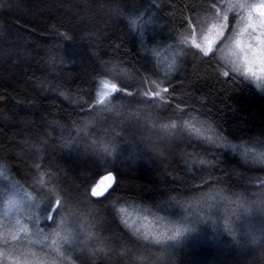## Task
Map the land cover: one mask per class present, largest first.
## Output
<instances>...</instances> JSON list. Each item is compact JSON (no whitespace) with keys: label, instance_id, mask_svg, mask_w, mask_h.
<instances>
[{"label":"trees","instance_id":"1","mask_svg":"<svg viewBox=\"0 0 264 264\" xmlns=\"http://www.w3.org/2000/svg\"><path fill=\"white\" fill-rule=\"evenodd\" d=\"M213 5L0 0V163L46 198L49 226L64 213L83 224L87 242L73 252L75 264H264V165L234 150L264 141V90L220 59V42L196 47L190 21ZM170 44L182 55L167 74L157 54ZM104 82L125 91L100 104ZM193 115L231 146L179 126ZM109 171L112 189L93 197ZM260 196L262 208L244 210ZM130 202L166 219L197 208L198 232L146 239L119 215Z\"/></svg>","mask_w":264,"mask_h":264},{"label":"rangeland","instance_id":"2","mask_svg":"<svg viewBox=\"0 0 264 264\" xmlns=\"http://www.w3.org/2000/svg\"><path fill=\"white\" fill-rule=\"evenodd\" d=\"M260 2L261 0H217L216 9L214 5L209 6L203 14L192 18L190 22L198 33V38L196 34L194 40L200 48L209 51L215 43L220 42V59L232 71L234 66L239 67V72H233L264 90V45L256 40V37L261 36V30H245L249 10ZM252 15L253 20L258 22L259 15L256 12ZM221 24L224 28L222 35H218ZM147 25L153 28L154 22L150 20ZM163 32L167 30L163 29ZM238 40L241 42L239 45ZM181 55L182 46L170 44L159 49L157 57L165 73L171 74L176 70ZM186 122L191 125V129L186 126ZM179 126L187 128L190 133L208 143L231 146L211 124L200 120L199 116L193 115L181 120ZM234 149L248 163L264 165V141L235 146ZM261 198L263 196L242 202L244 210L253 211L258 205V209L262 208ZM216 201L214 204H223L220 200ZM214 204L211 205L212 208ZM46 207V198L43 199L15 183L0 163V264H75L72 259L73 252L87 242L80 237L83 224L74 222L69 213H64L57 223L48 226L44 221L52 218V209L45 211ZM187 210L188 214H184L187 219H166L149 212L139 203L130 202L119 208V215L124 224L140 236L149 240H169L176 233H179L177 237L188 238L190 234L198 232L196 226L201 219V213L196 212L197 208L191 212L189 208ZM183 228L189 230L184 233Z\"/></svg>","mask_w":264,"mask_h":264},{"label":"snow or ice","instance_id":"3","mask_svg":"<svg viewBox=\"0 0 264 264\" xmlns=\"http://www.w3.org/2000/svg\"><path fill=\"white\" fill-rule=\"evenodd\" d=\"M253 12H256L259 15V17H260L258 22H255L253 20V15H252ZM131 22H132L133 25L136 24L135 20H132ZM223 28H224L223 24L219 25V31L217 33L218 35H222ZM248 28H253V29L259 28L261 30V36L260 37H256V40H257L258 43L264 45V39H262V37H264V0H261V2L258 5H253L251 7V9L249 10V12H248V23L245 25V30H247ZM240 43L241 42L238 40L237 44L239 45ZM196 47L199 48V45H197ZM249 48H251V44L249 45ZM205 55H207V52H205ZM233 71L239 72L240 68L234 66ZM224 75L228 76L229 73L225 72ZM103 88L105 90L101 91L100 94H99L100 95V99H99V103L100 104H104L105 103V101H106L107 97L109 96L110 92H116L118 90L119 91H125L124 89H118L117 84H115V83L109 84L108 82H104L103 83ZM164 91H167V89H164ZM145 95H147V93ZM151 95L152 96H159L160 93L159 92H153ZM186 126L191 129V125H187V122H186ZM165 127L175 128L176 125L175 124H172L170 126L165 125ZM195 131L197 133H199L198 129H195ZM104 180L110 181V183L105 185V189H104L103 192L98 190V186L93 187L91 189V195L93 197H100L102 195H105L108 191H110L112 189V187H113V185L115 183V178H114L113 174L108 172V174L104 177ZM92 190H94V191H92ZM50 209H51V205H49V210ZM171 239H175V237H171Z\"/></svg>","mask_w":264,"mask_h":264},{"label":"water","instance_id":"4","mask_svg":"<svg viewBox=\"0 0 264 264\" xmlns=\"http://www.w3.org/2000/svg\"><path fill=\"white\" fill-rule=\"evenodd\" d=\"M111 173V172H110ZM113 174V173H112ZM107 175V174H106ZM106 175H104V176H102L98 181H97V183L95 184V186L94 187H96V186H98V190L99 191H101V192H103L104 191V189H105V185H107L108 183H110V181H106V180H104V177L106 176ZM113 176H114V174H113ZM114 178H115V176H114ZM94 191V190H93ZM109 192V191H108ZM107 192V193H108ZM106 193V194H107ZM105 194V195H106ZM104 195H102V196H100V197H103ZM100 197H96V198H100Z\"/></svg>","mask_w":264,"mask_h":264},{"label":"bare ground","instance_id":"5","mask_svg":"<svg viewBox=\"0 0 264 264\" xmlns=\"http://www.w3.org/2000/svg\"><path fill=\"white\" fill-rule=\"evenodd\" d=\"M222 139L225 140V142H227L225 138L222 137ZM254 142H256V141H254ZM227 143H228V142H227ZM252 143H253V142L249 143V145H252ZM212 144H213V143H212ZM228 144H229V143H228ZM240 145H247V144H240ZM240 145H236V146H240ZM234 150H235V149H234ZM109 172L113 173L112 171H109ZM106 174H108V172H106L104 175H106ZM113 174H114V173H113ZM104 175H103V176H104ZM114 176H115V174H114ZM101 177H102V176H101ZM101 177H100V178H101ZM100 178H99V179H100ZM99 179H98V180H99ZM115 181H116V177H115ZM96 183H97V182H96ZM96 183H95V184H96ZM94 186H95V185H94ZM94 186H93V187H94ZM92 191H93V190H92ZM95 198H96V197H95ZM218 204H219V203H218ZM50 215H51V214H50ZM49 220H50V217H49L48 219H45V221H44V222L46 223V225H48V226H49V224H48V221H49Z\"/></svg>","mask_w":264,"mask_h":264}]
</instances>
